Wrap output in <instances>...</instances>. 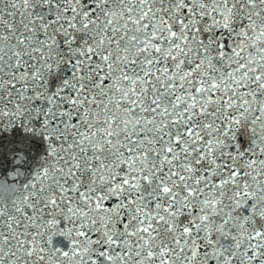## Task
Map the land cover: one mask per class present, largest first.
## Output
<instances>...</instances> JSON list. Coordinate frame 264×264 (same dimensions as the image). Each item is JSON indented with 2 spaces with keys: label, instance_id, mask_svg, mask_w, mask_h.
I'll return each mask as SVG.
<instances>
[{
  "label": "snow or ice",
  "instance_id": "6c2138e0",
  "mask_svg": "<svg viewBox=\"0 0 264 264\" xmlns=\"http://www.w3.org/2000/svg\"><path fill=\"white\" fill-rule=\"evenodd\" d=\"M16 127L0 264H264V0H0Z\"/></svg>",
  "mask_w": 264,
  "mask_h": 264
},
{
  "label": "water",
  "instance_id": "95a60500",
  "mask_svg": "<svg viewBox=\"0 0 264 264\" xmlns=\"http://www.w3.org/2000/svg\"><path fill=\"white\" fill-rule=\"evenodd\" d=\"M20 145H24L23 148ZM44 143L39 138L25 135L21 128L16 127L11 133L0 132V171L7 172L13 167V158L10 154L18 151H24L28 157L25 161V167H31V164L43 153Z\"/></svg>",
  "mask_w": 264,
  "mask_h": 264
},
{
  "label": "clouds",
  "instance_id": "9594fccd",
  "mask_svg": "<svg viewBox=\"0 0 264 264\" xmlns=\"http://www.w3.org/2000/svg\"><path fill=\"white\" fill-rule=\"evenodd\" d=\"M10 158H13V157H11L10 156ZM19 162V156H17L14 160H13V163L15 164V163H18Z\"/></svg>",
  "mask_w": 264,
  "mask_h": 264
}]
</instances>
